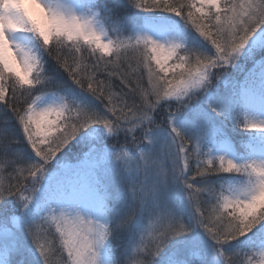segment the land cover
<instances>
[{"label":"snow or ice","instance_id":"obj_1","mask_svg":"<svg viewBox=\"0 0 264 264\" xmlns=\"http://www.w3.org/2000/svg\"><path fill=\"white\" fill-rule=\"evenodd\" d=\"M0 264H264V0H0Z\"/></svg>","mask_w":264,"mask_h":264}]
</instances>
